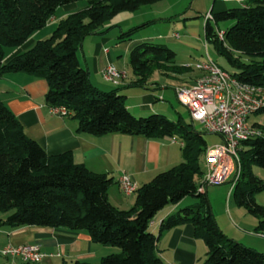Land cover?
<instances>
[{
  "label": "trees",
  "instance_id": "16d2710c",
  "mask_svg": "<svg viewBox=\"0 0 264 264\" xmlns=\"http://www.w3.org/2000/svg\"><path fill=\"white\" fill-rule=\"evenodd\" d=\"M80 1L0 0V79L9 72L45 78L49 85L46 103L66 107L77 120L78 131L174 137L182 143L183 160L137 189L133 206L122 209L109 198L113 177L76 163L71 152L49 154L25 133L20 120L0 99V211L9 212L1 224L86 230L93 242L120 249L103 256L98 264H163L158 249L161 234L192 223L195 235L208 248L200 264H264V252L223 231L207 192L199 189L205 171L201 161L208 148L203 133L163 113L135 115L127 106V95L117 88L103 90L94 85L83 63L80 53L86 37L99 34L121 12H135L161 0H87L85 7L61 18L49 37L5 60L7 47L23 45L50 23L60 7ZM210 13L212 17L205 20V37L233 67L228 71L242 82L264 87V0H245L240 6ZM222 20L234 21L224 39H220L217 27ZM144 25L122 31L120 39L130 38ZM208 57L182 65L169 45L142 42L130 52L136 77L131 85L147 88L156 71L183 74ZM255 124L264 132V124ZM240 154L242 173L232 189L235 202L258 218L256 230L264 232V205L256 200V194L264 190V180L252 171L253 165L264 168V134L244 141ZM189 196L197 197L198 202L182 205L167 215L159 232L154 233L151 224L158 212ZM62 264L93 263L77 259Z\"/></svg>",
  "mask_w": 264,
  "mask_h": 264
},
{
  "label": "crops",
  "instance_id": "0c3cea01",
  "mask_svg": "<svg viewBox=\"0 0 264 264\" xmlns=\"http://www.w3.org/2000/svg\"><path fill=\"white\" fill-rule=\"evenodd\" d=\"M225 2L228 1L221 0L217 4L215 0L216 4L210 12L227 9ZM62 7L65 9L63 16H66L77 7V3ZM113 20L102 27L99 34H92L83 42L80 54L83 63L90 71L92 83L103 90L120 89L127 95V106L135 115L160 112L158 105L165 100V97L155 89L164 88V85H161L154 76L149 79L147 88L131 85L136 77L129 62L130 52L135 46L145 41L154 42L160 34H145V28H141L130 38L120 39L121 32L134 27L135 24L126 25L123 21ZM115 28L119 33L111 37L110 34L115 31ZM37 32L41 34L40 30ZM37 32L19 47H7L5 60H10L13 56L31 48L37 40L51 35V32H46L38 38ZM177 33L179 37H176ZM164 37V43L170 47L184 38L180 32ZM200 59L203 57H196L194 62ZM194 62L188 60L181 64ZM110 64L126 73L120 85H115L103 77L104 69ZM168 76H178V84L183 83L181 74L173 73ZM197 76L187 78L185 82L190 84L184 83L183 86L192 85ZM48 88L45 78L25 72H9L0 79V99L20 120L25 133L37 140L49 154L71 152L76 163L84 164L94 172L113 177L115 183L109 190V198L115 206L128 209L136 200L137 193L131 196H125L122 193L119 187V179L122 175L130 176L139 189L152 180L157 173L182 162V143L174 137L147 138L142 135L122 133L95 135L78 131V122L72 115L53 114L51 107L45 101ZM205 192L208 193V188ZM196 202L198 201L194 198L186 197L178 204L165 207L154 217L151 224L152 231L157 234L162 219L177 211L180 206ZM226 209L224 214H227L226 220L230 226L221 223L226 234L248 246L260 249L257 248L259 243L256 242L259 238L258 234H261L256 230L258 218L236 202L232 207L228 204ZM6 213L0 215V251L9 244H39L46 254L39 264H62L64 261L72 262L77 259L96 263L101 261L103 256L116 251L113 247L93 242L86 230L31 225L13 228L3 225L1 223L7 218L9 212ZM232 223L243 225V228L239 226L235 228ZM158 249L163 264H200L206 259L208 251L204 240L195 235V227L192 223H185L162 233ZM0 264L27 263L19 257H6L1 254Z\"/></svg>",
  "mask_w": 264,
  "mask_h": 264
},
{
  "label": "built area",
  "instance_id": "2783aa9c",
  "mask_svg": "<svg viewBox=\"0 0 264 264\" xmlns=\"http://www.w3.org/2000/svg\"><path fill=\"white\" fill-rule=\"evenodd\" d=\"M208 17H212L211 13H207ZM218 34L224 39L225 31L220 30ZM176 37H179L178 33ZM196 67L200 74L194 83L176 88L178 99L188 108L193 121L201 122L206 132L222 137L221 143L206 150L205 171L199 189L205 192L209 185L225 182H232L234 188L242 173V143L264 134L256 122H250L251 116L264 109V87L240 81L210 57L196 63ZM103 77L118 84L126 73L110 64L104 69ZM51 111L59 116L70 114L64 106H52ZM119 185L127 196L137 190L136 183L126 174L120 177ZM0 252L6 257H19L29 264H39L46 255L39 244H9Z\"/></svg>",
  "mask_w": 264,
  "mask_h": 264
},
{
  "label": "rangeland",
  "instance_id": "374dc122",
  "mask_svg": "<svg viewBox=\"0 0 264 264\" xmlns=\"http://www.w3.org/2000/svg\"><path fill=\"white\" fill-rule=\"evenodd\" d=\"M217 4L221 0H216ZM223 1V0H222ZM215 0H161L152 5L142 6L139 10L135 12L125 11L119 13L116 17H114L113 21H123L124 24H135L144 25L145 34H160L159 37L154 39L156 43H164L165 37L167 35H171L174 32H180L184 36L183 40L172 44L171 48H173L177 53V63L181 64L182 62L191 60L194 62L195 58H205L206 56H210L214 61H216L220 66L226 68L229 71H233V67L229 64L227 59L217 53L214 45L211 42H207L205 33H204V25L205 20L207 18V12L215 5ZM226 8L240 6L241 2H225ZM87 5V0H82L77 3V7L73 9L74 12L78 9H81ZM65 9L62 7L57 10L55 16L47 25V28H44L39 34L38 38H41L43 34L46 32H53L56 27L58 21L63 18V13ZM110 20V21H111ZM214 23V21H213ZM216 24V23H215ZM234 24L233 20H222L217 24V27L223 31H226L230 26ZM134 25V26H135ZM119 28V27H118ZM114 30V29H112ZM140 30V29H139ZM36 33V34H37ZM50 33V34H51ZM119 33L115 28V31L110 34L111 37H114L115 34ZM45 38V37H43ZM207 43V45H206ZM113 44V43H112ZM192 70L186 71L181 74L183 77V83H179L178 76L171 77L168 75H162L157 72L154 76L156 80H159L161 85H164V88L155 89L157 92H161V94L165 97V100L158 105L159 111L157 113L166 114L169 118L175 121H182L185 124H190L192 129H195L198 132L203 133L205 140L207 142V147L214 146L222 142V137L208 133L205 131L204 126L201 122L193 121L191 114L186 106H184L178 99L176 88L183 86L184 83L188 84L187 78H194L200 74V71L196 67V64H193ZM180 77V76H179ZM181 77V78H182ZM190 84V83H189ZM187 86V85H185ZM190 86V85H188ZM151 113H144V115L138 116H148ZM250 122H256L264 124V114H255L250 117ZM179 145V144H178ZM179 147V146H178ZM201 165L205 166V159H202ZM252 171L259 178L264 180V168L253 165ZM232 182H225L221 184H213L208 186V199L211 204L212 209L214 210V214L216 219L223 229L221 223L225 226H230L228 221L226 220V215L224 211H227L228 204L234 205L235 198L232 192ZM199 200L197 197L189 196V199ZM256 200L258 203L264 205V190L258 192L256 194ZM188 204V203H186ZM7 214L0 211V215ZM233 227L238 228L242 227L239 224L232 223ZM229 228V227H227ZM243 228V227H242ZM225 232V230L223 229ZM226 233V232H225ZM260 233V232H258ZM264 233L258 234L259 238L257 241L260 248L258 250L264 252ZM261 243H260V242ZM120 251L119 248H115ZM1 253V252H0ZM1 257V254H0ZM100 261L93 263L98 264Z\"/></svg>",
  "mask_w": 264,
  "mask_h": 264
},
{
  "label": "water",
  "instance_id": "95a60500",
  "mask_svg": "<svg viewBox=\"0 0 264 264\" xmlns=\"http://www.w3.org/2000/svg\"><path fill=\"white\" fill-rule=\"evenodd\" d=\"M207 188H208V187H207ZM207 188H206V189H207Z\"/></svg>",
  "mask_w": 264,
  "mask_h": 264
}]
</instances>
